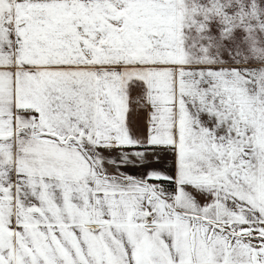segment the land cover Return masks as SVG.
<instances>
[{"label":"snow or ice","instance_id":"obj_1","mask_svg":"<svg viewBox=\"0 0 264 264\" xmlns=\"http://www.w3.org/2000/svg\"><path fill=\"white\" fill-rule=\"evenodd\" d=\"M0 264H264V0H0Z\"/></svg>","mask_w":264,"mask_h":264}]
</instances>
